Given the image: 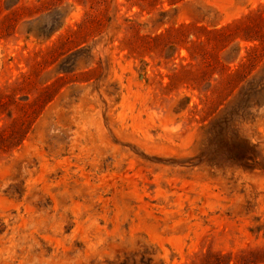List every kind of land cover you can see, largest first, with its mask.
Listing matches in <instances>:
<instances>
[{"label": "rangeland", "instance_id": "rangeland-1", "mask_svg": "<svg viewBox=\"0 0 264 264\" xmlns=\"http://www.w3.org/2000/svg\"><path fill=\"white\" fill-rule=\"evenodd\" d=\"M264 264V0H0V264Z\"/></svg>", "mask_w": 264, "mask_h": 264}, {"label": "trees", "instance_id": "trees-1", "mask_svg": "<svg viewBox=\"0 0 264 264\" xmlns=\"http://www.w3.org/2000/svg\"><path fill=\"white\" fill-rule=\"evenodd\" d=\"M219 263V260H217L216 262H215V264H218Z\"/></svg>", "mask_w": 264, "mask_h": 264}]
</instances>
